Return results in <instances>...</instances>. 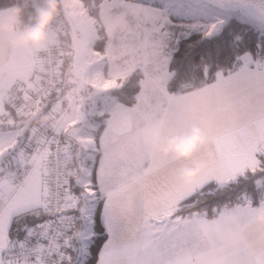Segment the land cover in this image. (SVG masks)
Wrapping results in <instances>:
<instances>
[{
  "label": "snow or ice",
  "instance_id": "1",
  "mask_svg": "<svg viewBox=\"0 0 264 264\" xmlns=\"http://www.w3.org/2000/svg\"><path fill=\"white\" fill-rule=\"evenodd\" d=\"M239 2L264 25V0ZM207 8L60 0L47 57L0 35V264H264L255 207L225 190L264 173V48L213 71L244 32L199 65L189 54L168 69L173 11ZM176 113L208 137L190 184L156 150Z\"/></svg>",
  "mask_w": 264,
  "mask_h": 264
},
{
  "label": "clouds",
  "instance_id": "2",
  "mask_svg": "<svg viewBox=\"0 0 264 264\" xmlns=\"http://www.w3.org/2000/svg\"><path fill=\"white\" fill-rule=\"evenodd\" d=\"M59 8L60 0H39V3L37 0H11L0 9V35L12 48H40L47 39L48 25L55 19ZM173 119L178 127L158 137L156 150L178 162L177 179L190 184L206 167V162L198 158V154L207 143V133L198 124H185L181 113L174 114ZM255 209L254 222L264 225V205L259 203Z\"/></svg>",
  "mask_w": 264,
  "mask_h": 264
},
{
  "label": "trees",
  "instance_id": "3",
  "mask_svg": "<svg viewBox=\"0 0 264 264\" xmlns=\"http://www.w3.org/2000/svg\"><path fill=\"white\" fill-rule=\"evenodd\" d=\"M10 2L11 0H0V8L6 7ZM151 2L154 5H158L157 2ZM37 3H39V0H37ZM30 10L31 6L29 8V11ZM172 19L173 23L170 26L174 27L175 25L176 27L177 25L180 27V31H178V40L175 43L176 37L174 36L172 38L173 41L170 43L168 68L170 73L173 74H175L181 61L185 57H188L189 54L193 64L199 65L202 57L207 60L209 53H215L218 47H224L227 50L230 44L232 46L238 44L241 34L244 32H246V34L243 35V43L239 45L240 52L234 51L230 60H225L224 57H221L219 61H215V57L213 56V71H215L216 63L219 64L220 68L235 70L233 65L236 64L238 66V61L236 60L238 55L244 51L256 54L261 48H264V25L262 24L255 25L249 21L232 17L222 26L219 33L206 37L202 26H192L193 18L172 15ZM244 23L250 25V30L240 28V24ZM183 31L185 32L184 35L182 34ZM53 46L56 51V46ZM171 47H173V49H171ZM197 73H199V69H197ZM190 78V75L176 77L175 79L170 78V90L176 91L183 79ZM258 180L260 181L259 185L257 184ZM225 190L231 193L233 200L242 195H246L251 200L252 206H256L260 203V200L264 198V173L245 172L244 175L238 176L234 182L226 185Z\"/></svg>",
  "mask_w": 264,
  "mask_h": 264
},
{
  "label": "rangeland",
  "instance_id": "4",
  "mask_svg": "<svg viewBox=\"0 0 264 264\" xmlns=\"http://www.w3.org/2000/svg\"><path fill=\"white\" fill-rule=\"evenodd\" d=\"M151 1L157 2L158 5H161V4L167 5L169 3H172L173 7H175V5L180 2V0H151ZM203 3L208 6L207 10L196 11V12L173 11L172 15L184 16V17H187V18H193L194 20L192 21V23L195 24V25H198V26H202L204 31L206 30V26L207 25L215 22L217 19L221 20L222 23H220L218 25V27L212 33L207 34V35L204 34L206 37H210V36H213V35L219 33L221 28H222V26L232 17H235V18H238V19H241V20H245V21H249V22H251V23H253L255 25L261 24V23H258L256 21H254V20L246 18L239 11L223 10V9H219V8L214 7V6H211L210 4H208V3L204 2V1H203ZM55 19H56V17H55ZM54 20L48 25V28H47V33H48L47 36L48 37H49V27L54 22ZM174 28H176V30H174ZM170 31L172 33V38L174 36L176 37L175 38V43H176V41L178 40L177 33H178V31H180V27L177 26V25H176V27H175V25H174V27L170 26ZM175 31H176V35L173 36V33ZM184 33L185 32L183 31L182 34L184 35ZM172 41H173V39H172ZM29 48H35V47L29 46ZM171 49H173V47H171Z\"/></svg>",
  "mask_w": 264,
  "mask_h": 264
},
{
  "label": "water",
  "instance_id": "5",
  "mask_svg": "<svg viewBox=\"0 0 264 264\" xmlns=\"http://www.w3.org/2000/svg\"><path fill=\"white\" fill-rule=\"evenodd\" d=\"M203 1L219 9L239 11L246 18L261 23L257 14L253 12L251 9L246 8L242 3L239 2V0H203Z\"/></svg>",
  "mask_w": 264,
  "mask_h": 264
},
{
  "label": "built area",
  "instance_id": "6",
  "mask_svg": "<svg viewBox=\"0 0 264 264\" xmlns=\"http://www.w3.org/2000/svg\"><path fill=\"white\" fill-rule=\"evenodd\" d=\"M55 55L56 51L53 45H47L42 52V57H47L48 55Z\"/></svg>",
  "mask_w": 264,
  "mask_h": 264
},
{
  "label": "crops",
  "instance_id": "7",
  "mask_svg": "<svg viewBox=\"0 0 264 264\" xmlns=\"http://www.w3.org/2000/svg\"><path fill=\"white\" fill-rule=\"evenodd\" d=\"M2 8H4V7H2ZM2 8H0V9H2ZM174 30H176V28H174ZM47 35H48V33H47ZM174 35H176V31L173 33V36ZM177 36H179V33H177ZM47 45H54L53 43H50V41H49V37L47 36V39H46V41L44 42V44L42 45V47H40V48H37V49H39V53H40V56L42 57V52H43V50L45 49V47L47 46ZM29 48V47H28ZM169 69V68H168ZM253 207H255V206H253Z\"/></svg>",
  "mask_w": 264,
  "mask_h": 264
}]
</instances>
